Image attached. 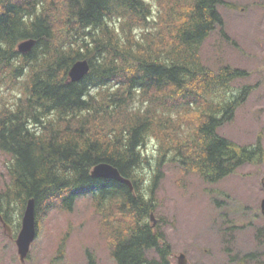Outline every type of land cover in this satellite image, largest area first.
<instances>
[{"label": "trees", "instance_id": "trees-1", "mask_svg": "<svg viewBox=\"0 0 264 264\" xmlns=\"http://www.w3.org/2000/svg\"><path fill=\"white\" fill-rule=\"evenodd\" d=\"M61 1L67 19L55 41L48 13L55 0H0V71L19 77L25 68L22 94L14 105L0 106V151L8 155L10 179L0 191V214L9 223L12 207L20 216L30 197L37 216L52 206L71 210L77 195L89 194L102 215L111 216L104 232L116 264H171L169 245L149 221L157 173L146 180L141 173L146 141L156 139L158 164L172 151L170 160L208 184L264 158L260 136L241 145L218 131L254 88L233 84L250 71L228 64L213 71L199 56L216 26L230 38L218 9L228 3L156 0L155 18L149 0ZM150 19L148 29L143 25ZM134 25L142 26L129 35L126 29L131 32ZM26 38L35 43L20 53L16 45ZM80 58L87 59L89 71L70 81L68 69ZM120 109L130 113L123 125L105 135L92 130L96 116ZM99 162L115 166L133 189L93 177L90 170ZM259 216L257 210L253 217ZM260 230L254 233L260 255L230 249V260L239 255L240 263L259 261L264 255ZM86 264L96 263L89 256Z\"/></svg>", "mask_w": 264, "mask_h": 264}, {"label": "rangeland", "instance_id": "rangeland-1", "mask_svg": "<svg viewBox=\"0 0 264 264\" xmlns=\"http://www.w3.org/2000/svg\"><path fill=\"white\" fill-rule=\"evenodd\" d=\"M224 1L231 3L219 5L218 9L224 31L230 38L226 39L220 26H216L203 41L200 60L213 71L225 64L246 68L250 75L235 80L233 84L239 87L249 83L254 88L237 107L233 118L218 131L241 145L252 144L260 136L264 147V0ZM149 2L153 17L157 18V1ZM48 13L55 41L59 40L65 31L66 6L61 0H55ZM141 26L134 25L131 32L127 29L126 32L132 35ZM143 26L152 28L151 19ZM24 73L25 68L19 77H12L5 69L0 71V106L14 105L15 98L22 94ZM102 114L94 118L92 128L102 135L123 125L124 119L130 115L128 109L114 111L110 116L107 112ZM155 141L154 137L146 141L144 154L147 163L144 162L141 173L145 180L154 171L157 173L155 205L151 212L154 229L162 233L161 242L167 243L171 249L169 262L176 264L178 255L184 253L188 264H264V255L259 261L247 258L241 263L235 261L240 259L239 255L233 260L228 257L230 249L240 253L254 251L256 257L260 248L255 246L257 237L254 233L259 227L261 235L258 234L264 240V218L262 215L258 219L253 217L264 197V158L259 163L243 164L233 173L208 184L196 171L170 160L172 151L166 153L158 164ZM7 162L8 155L0 151V191L10 183ZM22 212L19 216L18 207H12L7 229L0 221V264H86L89 256L96 264H116L110 255L109 236L104 232L111 216L102 215L92 204L89 194L77 195L71 210L52 206L36 215L37 234L23 261L19 259L15 244ZM121 218L123 223H129L127 218ZM249 221L251 224L244 228L226 229L232 224L241 226ZM151 256L158 257L156 253Z\"/></svg>", "mask_w": 264, "mask_h": 264}, {"label": "water", "instance_id": "water-1", "mask_svg": "<svg viewBox=\"0 0 264 264\" xmlns=\"http://www.w3.org/2000/svg\"><path fill=\"white\" fill-rule=\"evenodd\" d=\"M35 43V39L26 38L17 43V51L20 53H26L30 51ZM89 71V63L87 59L82 58L74 61L68 69V78L70 81H77L86 75ZM90 174L93 177L110 178L128 185L132 189V183L129 178L123 176L119 170L108 162H99L95 164ZM264 185V182H263ZM260 211L264 217V197L260 201ZM149 219L154 225L153 213H149ZM0 220L2 221L1 215ZM7 229L6 223H3ZM36 237V221H35V202L32 197L28 198L25 203V207L21 216L20 229L15 238V244L17 247V253L19 259L23 261L29 252L30 245ZM176 264H188L184 253H180L177 257Z\"/></svg>", "mask_w": 264, "mask_h": 264}, {"label": "flooded vegetation", "instance_id": "flooded-vegetation-1", "mask_svg": "<svg viewBox=\"0 0 264 264\" xmlns=\"http://www.w3.org/2000/svg\"><path fill=\"white\" fill-rule=\"evenodd\" d=\"M228 3H231V2L228 1Z\"/></svg>", "mask_w": 264, "mask_h": 264}]
</instances>
